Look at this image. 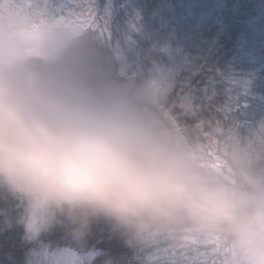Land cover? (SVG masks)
Segmentation results:
<instances>
[{
    "label": "clouds",
    "instance_id": "obj_1",
    "mask_svg": "<svg viewBox=\"0 0 264 264\" xmlns=\"http://www.w3.org/2000/svg\"><path fill=\"white\" fill-rule=\"evenodd\" d=\"M78 45L49 26L38 60L0 33V192L22 206L26 237L66 222L83 238L104 219L138 240L220 237L237 264H264V182L204 165L139 90L72 62Z\"/></svg>",
    "mask_w": 264,
    "mask_h": 264
},
{
    "label": "trees",
    "instance_id": "obj_2",
    "mask_svg": "<svg viewBox=\"0 0 264 264\" xmlns=\"http://www.w3.org/2000/svg\"><path fill=\"white\" fill-rule=\"evenodd\" d=\"M3 12L0 5V29ZM62 20L84 24L72 36L82 47L65 54L72 62L139 90L191 136L207 167L264 182V0H94L87 18L63 9L49 26ZM21 214L20 203L0 192V264H48L60 256L73 264L238 262L220 237L157 232L138 240L104 219L83 238L63 222L29 240Z\"/></svg>",
    "mask_w": 264,
    "mask_h": 264
},
{
    "label": "rangeland",
    "instance_id": "obj_3",
    "mask_svg": "<svg viewBox=\"0 0 264 264\" xmlns=\"http://www.w3.org/2000/svg\"><path fill=\"white\" fill-rule=\"evenodd\" d=\"M0 0L3 8V18L7 29L18 35L21 39L30 41V52L45 54L42 47L45 30L49 27L50 19L62 13L63 9H70L74 15L87 18L94 5V0ZM65 3L62 5V3ZM44 20L43 22H41ZM100 20V19H99ZM81 27V24L67 23L59 26L72 36ZM4 29L0 30V33ZM235 260V259H234ZM72 258L67 256L55 257L48 264H73ZM237 264V263H233Z\"/></svg>",
    "mask_w": 264,
    "mask_h": 264
}]
</instances>
